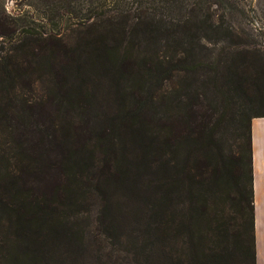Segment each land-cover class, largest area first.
I'll return each instance as SVG.
<instances>
[{
  "label": "trees",
  "instance_id": "obj_1",
  "mask_svg": "<svg viewBox=\"0 0 264 264\" xmlns=\"http://www.w3.org/2000/svg\"><path fill=\"white\" fill-rule=\"evenodd\" d=\"M38 1L39 33L0 13V264H256L264 46L214 60L179 0Z\"/></svg>",
  "mask_w": 264,
  "mask_h": 264
},
{
  "label": "rangeland",
  "instance_id": "obj_2",
  "mask_svg": "<svg viewBox=\"0 0 264 264\" xmlns=\"http://www.w3.org/2000/svg\"><path fill=\"white\" fill-rule=\"evenodd\" d=\"M179 3L181 5H178L177 14L189 16L191 23L194 24L193 28L196 26L195 31L199 30L200 35L203 36L202 40H209L215 44V52L211 55L214 60H218L217 51L228 40L248 43L249 48L254 50L263 48L264 0H179ZM3 9L10 16L20 13L23 21L20 27L25 30L32 29L35 33H39L48 29V26H45L48 14H44V7L38 0H0V13ZM206 19L207 21L204 22ZM67 26L64 22L61 25L63 34L68 32ZM19 41L21 40H16ZM69 41L72 43L74 40ZM2 42L0 40V48L10 49L9 46H3ZM203 57L207 56L204 54ZM217 73L219 80L212 82L207 79L210 73L200 70L190 78L185 90L188 93L198 90L213 106L216 104L214 120L228 119L229 115L226 111L228 96L225 94L226 86L221 79L223 72L219 70ZM222 132L229 134L230 129H222ZM217 133L219 135L220 130Z\"/></svg>",
  "mask_w": 264,
  "mask_h": 264
},
{
  "label": "crops",
  "instance_id": "obj_3",
  "mask_svg": "<svg viewBox=\"0 0 264 264\" xmlns=\"http://www.w3.org/2000/svg\"><path fill=\"white\" fill-rule=\"evenodd\" d=\"M252 185L256 264H264V119L252 122Z\"/></svg>",
  "mask_w": 264,
  "mask_h": 264
}]
</instances>
